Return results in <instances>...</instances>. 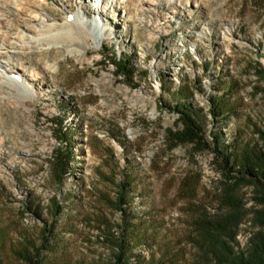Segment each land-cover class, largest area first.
I'll return each mask as SVG.
<instances>
[{
    "label": "rangeland",
    "instance_id": "374dc122",
    "mask_svg": "<svg viewBox=\"0 0 264 264\" xmlns=\"http://www.w3.org/2000/svg\"><path fill=\"white\" fill-rule=\"evenodd\" d=\"M0 3V264L45 239V264H114L121 239L131 264L246 250L258 190L223 169L215 136L231 155L260 148L264 0ZM112 54L144 73L119 76ZM183 85L208 150L174 136Z\"/></svg>",
    "mask_w": 264,
    "mask_h": 264
},
{
    "label": "trees",
    "instance_id": "16d2710c",
    "mask_svg": "<svg viewBox=\"0 0 264 264\" xmlns=\"http://www.w3.org/2000/svg\"><path fill=\"white\" fill-rule=\"evenodd\" d=\"M112 63L116 67L117 74L124 78H129L132 82V78L141 77L144 71L136 68L133 63L129 62L128 57L118 58L117 55L112 54ZM125 58V59H124ZM262 73V71H258ZM167 86V85H166ZM165 86V87H166ZM188 88L183 85L179 87L176 95L178 99L173 107H168L172 112L176 113L179 122V131L174 134L176 140L180 144H192L198 146L200 151H205L210 148L206 139L204 128L200 123L202 113L192 103L189 102ZM224 98L215 100L214 110L212 114L218 113L217 115L222 117L228 112L227 107L224 105ZM216 115V114H215ZM216 115V116H217ZM257 136L259 139V149L251 148L244 150L240 153L229 154L228 148L223 146L221 138L216 135V144L218 146L219 154L224 156L223 169L231 174H239L238 180L244 181L248 185L254 186L258 190V201L262 208L256 211L254 219L255 226L259 227L261 231L256 233L254 237L249 239L247 249L239 254H236L233 250L228 247H222L221 256L218 259L217 264H264V130H258ZM59 154L58 165L62 170H66L67 161L69 155ZM121 191L117 197V207L120 212L126 214V210L123 208L127 204L125 199L126 190L130 187L127 185H120ZM126 188V189H125ZM124 191V192H123ZM58 210L55 213L58 215L61 213V209L56 207ZM124 234V231H122ZM123 238V237H122ZM47 239L39 247L30 246L26 247L18 252L19 261L24 264H45L43 250ZM114 247L118 249L115 255L114 264H131L130 259L132 258V252L126 251L125 241L120 240L114 244ZM139 264H157L154 259L148 261H141Z\"/></svg>",
    "mask_w": 264,
    "mask_h": 264
},
{
    "label": "bare ground",
    "instance_id": "6f19581e",
    "mask_svg": "<svg viewBox=\"0 0 264 264\" xmlns=\"http://www.w3.org/2000/svg\"><path fill=\"white\" fill-rule=\"evenodd\" d=\"M103 1V0H102ZM128 0H123V3H125V4H127L128 5V7L130 8V9H132V10H134V8L135 7H137L138 6V3H141V2H144V0H130V2H127ZM5 2V1H4ZM1 4V3H0ZM2 6H5V3H3V5ZM102 8V7H101ZM1 12V11H0ZM4 17V16H3ZM0 23H4V21H0ZM1 25V24H0ZM4 27H8V24H2V28H4ZM1 28V27H0ZM9 29V28H8ZM1 30V29H0ZM60 36V35H59ZM1 38V37H0ZM20 38H21V40L22 41H24V39H25V36H23V35H20ZM50 38H56V37H54V35H51V34H49V35H47V36H41V38H39V39H37V41L39 42V41H44V42H47V41H49V39ZM7 39V38H6ZM37 43V42H36ZM3 45L2 44H0V48L2 47ZM15 48V47H14ZM15 49H17V48H15ZM4 52V51H3ZM7 69V68H6ZM34 78L33 79H35V78H38V75H36L35 73H33V75H32ZM18 77V76H17ZM13 79H15V80H19V77L18 78H16V77H14ZM20 80H23V79H21L20 78Z\"/></svg>",
    "mask_w": 264,
    "mask_h": 264
}]
</instances>
